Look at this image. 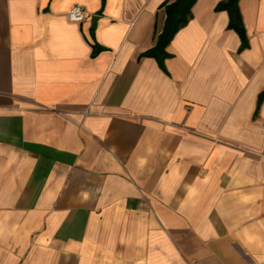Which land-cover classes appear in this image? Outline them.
Returning a JSON list of instances; mask_svg holds the SVG:
<instances>
[{
	"label": "crops",
	"instance_id": "obj_1",
	"mask_svg": "<svg viewBox=\"0 0 264 264\" xmlns=\"http://www.w3.org/2000/svg\"><path fill=\"white\" fill-rule=\"evenodd\" d=\"M166 1L0 0V264H264V0Z\"/></svg>",
	"mask_w": 264,
	"mask_h": 264
},
{
	"label": "trees",
	"instance_id": "obj_2",
	"mask_svg": "<svg viewBox=\"0 0 264 264\" xmlns=\"http://www.w3.org/2000/svg\"><path fill=\"white\" fill-rule=\"evenodd\" d=\"M197 0H167L163 5L166 11V21L163 30L158 34L156 43L153 48L146 51L143 56L156 58L160 65L163 66L165 58L169 56L166 47L173 39L175 34L187 23L192 17V7ZM106 0H102L103 6ZM217 11L225 10L229 14L228 28L237 32L241 39L239 51H243L249 47V39L244 25L242 13L239 6V0H221L216 8ZM92 57H95L104 50L98 44L92 45ZM264 99V91L259 95L257 111Z\"/></svg>",
	"mask_w": 264,
	"mask_h": 264
},
{
	"label": "built area",
	"instance_id": "obj_3",
	"mask_svg": "<svg viewBox=\"0 0 264 264\" xmlns=\"http://www.w3.org/2000/svg\"><path fill=\"white\" fill-rule=\"evenodd\" d=\"M68 17L72 21L81 22L86 17V9L83 5L75 4L73 5L69 12Z\"/></svg>",
	"mask_w": 264,
	"mask_h": 264
},
{
	"label": "water",
	"instance_id": "obj_4",
	"mask_svg": "<svg viewBox=\"0 0 264 264\" xmlns=\"http://www.w3.org/2000/svg\"><path fill=\"white\" fill-rule=\"evenodd\" d=\"M95 20H96V18H95Z\"/></svg>",
	"mask_w": 264,
	"mask_h": 264
}]
</instances>
